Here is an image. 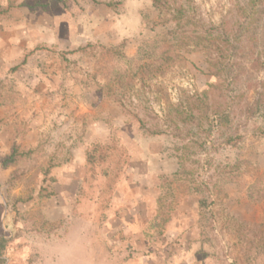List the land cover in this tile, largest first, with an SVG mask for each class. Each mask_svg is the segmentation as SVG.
<instances>
[{
    "label": "rangeland",
    "instance_id": "374dc122",
    "mask_svg": "<svg viewBox=\"0 0 264 264\" xmlns=\"http://www.w3.org/2000/svg\"><path fill=\"white\" fill-rule=\"evenodd\" d=\"M82 221L95 264H264V0H0L4 264Z\"/></svg>",
    "mask_w": 264,
    "mask_h": 264
},
{
    "label": "clouds",
    "instance_id": "9594fccd",
    "mask_svg": "<svg viewBox=\"0 0 264 264\" xmlns=\"http://www.w3.org/2000/svg\"><path fill=\"white\" fill-rule=\"evenodd\" d=\"M90 226L79 222L60 237H52L47 242L51 264H95L90 240Z\"/></svg>",
    "mask_w": 264,
    "mask_h": 264
},
{
    "label": "trees",
    "instance_id": "16d2710c",
    "mask_svg": "<svg viewBox=\"0 0 264 264\" xmlns=\"http://www.w3.org/2000/svg\"><path fill=\"white\" fill-rule=\"evenodd\" d=\"M156 1V0H154ZM13 159V156H10L6 161L5 163H8V162H11ZM250 198L251 200L254 199V197L252 196V194L250 195ZM203 205H204V201L203 200H200L199 201V209L200 211L203 210ZM203 216V214L201 215ZM3 239L0 238V264H4V260L2 259V254H3V251H4V244H3Z\"/></svg>",
    "mask_w": 264,
    "mask_h": 264
}]
</instances>
